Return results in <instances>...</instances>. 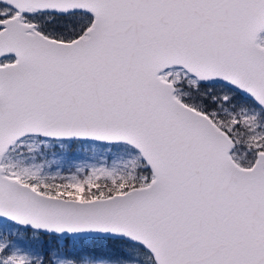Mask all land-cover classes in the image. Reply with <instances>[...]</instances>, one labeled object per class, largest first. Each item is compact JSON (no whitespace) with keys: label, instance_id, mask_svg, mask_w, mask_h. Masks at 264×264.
<instances>
[{"label":"snow or ice","instance_id":"snow-or-ice-1","mask_svg":"<svg viewBox=\"0 0 264 264\" xmlns=\"http://www.w3.org/2000/svg\"><path fill=\"white\" fill-rule=\"evenodd\" d=\"M0 264H264V0H0Z\"/></svg>","mask_w":264,"mask_h":264}]
</instances>
